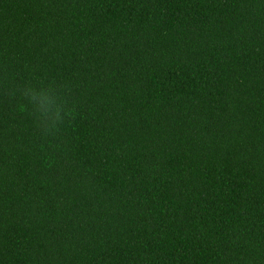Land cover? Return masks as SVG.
<instances>
[{"label":"trees","instance_id":"trees-1","mask_svg":"<svg viewBox=\"0 0 264 264\" xmlns=\"http://www.w3.org/2000/svg\"><path fill=\"white\" fill-rule=\"evenodd\" d=\"M0 264H264V0H0Z\"/></svg>","mask_w":264,"mask_h":264},{"label":"clouds","instance_id":"clouds-1","mask_svg":"<svg viewBox=\"0 0 264 264\" xmlns=\"http://www.w3.org/2000/svg\"><path fill=\"white\" fill-rule=\"evenodd\" d=\"M29 96L30 100L35 104L38 113L47 117L53 116L52 126L54 127L56 121H63L66 116L72 115V110H65L64 103L66 101L60 100L54 95L51 87L47 88H28L25 92Z\"/></svg>","mask_w":264,"mask_h":264}]
</instances>
